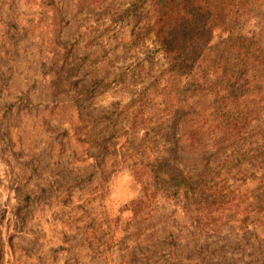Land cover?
<instances>
[{"label":"rangeland","instance_id":"obj_1","mask_svg":"<svg viewBox=\"0 0 264 264\" xmlns=\"http://www.w3.org/2000/svg\"><path fill=\"white\" fill-rule=\"evenodd\" d=\"M167 3L0 0V264H264V64L224 91L227 34L167 51Z\"/></svg>","mask_w":264,"mask_h":264},{"label":"trees","instance_id":"obj_2","mask_svg":"<svg viewBox=\"0 0 264 264\" xmlns=\"http://www.w3.org/2000/svg\"><path fill=\"white\" fill-rule=\"evenodd\" d=\"M263 9L264 0H168V3L159 10L154 23L155 34L164 33L161 44L169 52H176L181 44L196 46L197 42H202L203 36L211 30L219 29L221 33L227 34L219 41L217 53L221 70L219 82L226 91L228 87L235 85L232 72L227 69L230 60H233V65H241L244 74L258 64H264L262 47L244 31L246 24L254 17H258ZM263 29L264 22L259 31ZM177 59L176 54L171 55L167 62L169 68L163 70L164 92L167 97L179 95L181 92L178 72L180 63ZM153 177L155 184L163 188L165 193L179 191L181 181H184L182 176H173L160 170H154Z\"/></svg>","mask_w":264,"mask_h":264}]
</instances>
